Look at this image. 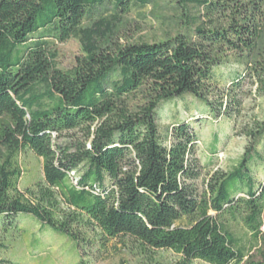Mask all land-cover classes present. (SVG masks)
Returning <instances> with one entry per match:
<instances>
[{"label": "trees", "instance_id": "obj_1", "mask_svg": "<svg viewBox=\"0 0 264 264\" xmlns=\"http://www.w3.org/2000/svg\"><path fill=\"white\" fill-rule=\"evenodd\" d=\"M155 1L0 0V217L15 227L16 215H29L82 257L128 238L143 264H158L159 251L177 264H261L245 260L228 224H242L255 242L262 236L264 185L254 191L250 168L264 120L243 133L233 171L198 191L194 129L175 125L161 137L157 110L187 95L235 123L250 94L242 81L264 96V0H171L177 33L121 43L120 16ZM106 5L110 19H94ZM71 38L82 54L61 71L53 46ZM230 59L244 73L219 89L215 69ZM24 151L42 160L43 180L20 191Z\"/></svg>", "mask_w": 264, "mask_h": 264}, {"label": "rangeland", "instance_id": "obj_2", "mask_svg": "<svg viewBox=\"0 0 264 264\" xmlns=\"http://www.w3.org/2000/svg\"><path fill=\"white\" fill-rule=\"evenodd\" d=\"M171 0H156L142 9H133L127 15L120 16L119 29L121 43H154L177 33L173 25ZM113 11L109 5L97 11L94 19L100 17L110 19ZM164 17V18H162ZM56 67L68 71L75 66L76 58L81 56L82 49L77 39L71 38L65 43L55 44ZM244 67L233 59L215 69L213 81L219 89L229 87L236 76H242ZM243 90L249 96L243 102L241 117L235 123L225 118L215 119L209 113L208 107L197 102L190 96L162 102L157 110L158 129L164 137L171 126L188 124L199 139L195 158L198 161L200 174L194 184L198 191H203L205 185L215 173L226 174L233 171L240 160L246 145L243 135L246 131L255 130L256 124L264 120V96L255 92L248 80L242 81ZM76 134L63 135L57 142L65 144L76 139ZM256 151L260 158H254L250 172L254 180V191H259L264 185V137L257 145ZM22 170L18 188L20 191L33 188L43 180L42 160L30 151H24L18 156ZM245 190L236 195L243 197ZM262 236L255 242L242 224L231 222L228 229L234 236L238 247L246 253L245 260L264 264V213L262 215ZM16 227V228H15ZM15 227L7 226L0 217V260L11 264H143L146 255L128 238H119L104 242L102 246L93 245L86 249L88 257H82L74 242L62 235L54 233L41 225L31 216L18 214L15 217ZM179 257L169 251H159L154 255L158 264H177ZM153 264V263H152ZM192 264H204L193 261Z\"/></svg>", "mask_w": 264, "mask_h": 264}]
</instances>
